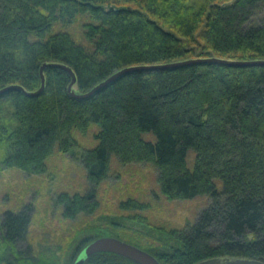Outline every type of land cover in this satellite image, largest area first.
Instances as JSON below:
<instances>
[{
    "label": "trees",
    "instance_id": "trees-1",
    "mask_svg": "<svg viewBox=\"0 0 264 264\" xmlns=\"http://www.w3.org/2000/svg\"><path fill=\"white\" fill-rule=\"evenodd\" d=\"M199 54L264 57V0H0V87L37 88L44 60L72 65L85 91L128 64ZM45 72L40 94L0 96V174L8 167L44 173L56 150L80 146L88 183L58 194L66 218L97 214L115 159L153 165L154 198L209 200L195 221L171 225L150 217V199L122 194L101 222L75 223L74 235L90 231L77 243L72 236L36 254L18 246L28 238L32 205L8 209L0 216V264H73L103 235L163 264L226 254L264 259V65L137 70L83 99L69 93L64 68ZM82 264L141 263L100 250Z\"/></svg>",
    "mask_w": 264,
    "mask_h": 264
},
{
    "label": "rangeland",
    "instance_id": "rangeland-1",
    "mask_svg": "<svg viewBox=\"0 0 264 264\" xmlns=\"http://www.w3.org/2000/svg\"><path fill=\"white\" fill-rule=\"evenodd\" d=\"M79 22L73 25L76 33L80 30ZM81 150L80 146L72 154L56 150L48 158V169L44 173L8 167L0 174V216L3 217L5 210L32 205L33 217L28 238L18 244L25 253L36 254L48 244L56 246L69 242L72 236H76L77 243L90 231L84 229L82 234L74 235L75 223L101 222L100 216L115 209L122 194L150 199L151 207L147 210L150 217L156 222L171 225H186L189 221H195L198 213L207 205L209 197L206 194L186 200L167 199L162 194L158 198L152 197L151 192L159 187L156 168L148 163L123 166L114 158L110 176L100 184L101 209L91 216L82 213L77 218H66L61 214L58 194L65 189L71 192L83 189L88 183Z\"/></svg>",
    "mask_w": 264,
    "mask_h": 264
},
{
    "label": "water",
    "instance_id": "water-1",
    "mask_svg": "<svg viewBox=\"0 0 264 264\" xmlns=\"http://www.w3.org/2000/svg\"><path fill=\"white\" fill-rule=\"evenodd\" d=\"M131 8V6H127ZM221 63L228 65H264V57L256 58H234L227 57L217 54H206V55H194L190 57L160 61V62H142V63H132L122 66L108 76L103 78L94 84L91 88L85 91L78 90L77 88V73L72 65L67 62L59 60H44L40 65V76L41 82L37 88L29 89L24 84L19 82H12L5 84L0 87V96L11 90H20L28 95L40 94L46 87V68L48 66H58L64 68L71 76V80L68 83L69 93L76 98H89L96 92L110 85L112 82L122 77L123 75L137 71V70H154V69H168L181 67L185 65L195 64V63ZM100 250L113 251L116 253L123 254L130 257L141 264H163L158 256L151 251L142 248L132 242L126 241L122 238L113 235H103L90 240L86 243L78 252L73 264H82L84 260L92 253ZM194 264H264V259L252 257V256H242V255H217L208 258L201 259Z\"/></svg>",
    "mask_w": 264,
    "mask_h": 264
}]
</instances>
